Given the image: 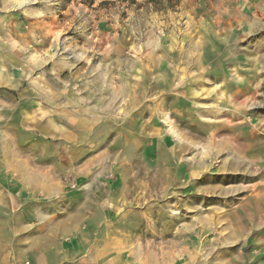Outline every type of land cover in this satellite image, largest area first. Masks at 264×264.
<instances>
[{
	"label": "rangeland",
	"instance_id": "1",
	"mask_svg": "<svg viewBox=\"0 0 264 264\" xmlns=\"http://www.w3.org/2000/svg\"><path fill=\"white\" fill-rule=\"evenodd\" d=\"M18 5L23 28L54 35L74 63L38 81L71 83L69 117L96 126L81 145L6 128L0 159L46 160V188L59 184L44 199L27 185L6 206L5 239L22 245L8 251L26 264L37 253L53 264H243L241 204L264 177V160L247 155L264 143V0ZM15 171L6 191L17 195ZM37 202L51 211L45 221L32 215Z\"/></svg>",
	"mask_w": 264,
	"mask_h": 264
},
{
	"label": "crops",
	"instance_id": "2",
	"mask_svg": "<svg viewBox=\"0 0 264 264\" xmlns=\"http://www.w3.org/2000/svg\"><path fill=\"white\" fill-rule=\"evenodd\" d=\"M24 0H0V154L6 151L3 140L6 128L15 127L16 138L27 137L30 141L51 143L62 142L70 145L84 143L90 137L96 126L95 119L83 115L78 118L69 117V82H54L45 77L38 81V74H44L50 69L63 73L74 63L65 55L57 54V44L54 35L49 32L30 31L23 28L21 22L28 20L22 17L21 12H13L22 6H15ZM24 18V19H23ZM47 21V20H45ZM36 22V21H34ZM37 23V22H36ZM33 24V23H31ZM35 26V25H34ZM19 98V100L14 99ZM7 113L8 119L6 118ZM12 121V123H10ZM8 124V125H7ZM20 133V134H19ZM39 148L32 144L27 146L28 153H38ZM247 155L250 159L264 160V143H256L249 147ZM48 168L46 160L22 159L9 162L0 159V217L7 215L6 206L14 203L21 204L23 194L41 193L44 199L51 191H59V184L54 188L46 185L55 182L44 172ZM8 169H15L16 180L20 185L19 192L14 195L7 192ZM262 174V173H261ZM29 185L30 189L22 188ZM254 187V192L243 201V211L247 216L245 232L247 243L251 250L244 257L243 264H264V177L260 176L259 182ZM41 187L44 189H41ZM39 189V190H38ZM63 192V190H62ZM64 195V194H63ZM42 202H37L32 215H37L41 221L47 220L51 211L45 208ZM35 210V211H34ZM15 213V212H14ZM18 213V212H17ZM53 213V212H52ZM1 222V220H0ZM0 224V264H26L25 257L20 252L12 253L8 249L22 248V245L7 242L5 239V225ZM44 250L53 248L48 241H40ZM38 243V242H37ZM37 246V244H36ZM34 247L31 244L23 245ZM48 256V255H46ZM29 264H53V260H43L37 253ZM62 258V257H61ZM64 259V256H63ZM59 263H64L60 260ZM66 264H70L66 262Z\"/></svg>",
	"mask_w": 264,
	"mask_h": 264
},
{
	"label": "trees",
	"instance_id": "3",
	"mask_svg": "<svg viewBox=\"0 0 264 264\" xmlns=\"http://www.w3.org/2000/svg\"><path fill=\"white\" fill-rule=\"evenodd\" d=\"M154 1H157V3H165V2H168V3H171V5H172L173 3H175L176 0H154ZM257 110L264 113V107L257 108Z\"/></svg>",
	"mask_w": 264,
	"mask_h": 264
}]
</instances>
